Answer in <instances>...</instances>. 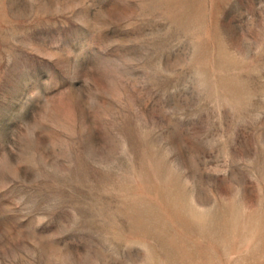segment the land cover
Returning a JSON list of instances; mask_svg holds the SVG:
<instances>
[{"label": "rangeland", "instance_id": "obj_1", "mask_svg": "<svg viewBox=\"0 0 264 264\" xmlns=\"http://www.w3.org/2000/svg\"><path fill=\"white\" fill-rule=\"evenodd\" d=\"M0 264H264V0H0Z\"/></svg>", "mask_w": 264, "mask_h": 264}]
</instances>
